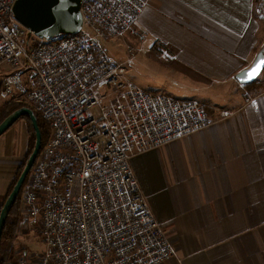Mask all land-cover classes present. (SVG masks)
<instances>
[{"label": "built area", "instance_id": "1", "mask_svg": "<svg viewBox=\"0 0 264 264\" xmlns=\"http://www.w3.org/2000/svg\"><path fill=\"white\" fill-rule=\"evenodd\" d=\"M147 1L80 0V28L47 38L16 19L15 0H0V100L31 108L48 129L18 220L43 248L19 264H161L175 255L131 159L216 120L196 98L127 79L136 46H125L123 62L109 55L106 41L144 40L135 24ZM257 4L264 14V0ZM152 46L167 53L160 41Z\"/></svg>", "mask_w": 264, "mask_h": 264}, {"label": "crops", "instance_id": "2", "mask_svg": "<svg viewBox=\"0 0 264 264\" xmlns=\"http://www.w3.org/2000/svg\"><path fill=\"white\" fill-rule=\"evenodd\" d=\"M135 27L144 40L128 35L104 43L113 46L115 60L123 62L125 46H136L132 61L145 58L153 75L144 87L196 98L216 120L131 159L175 248L161 264H264V71L247 84L235 79L264 50V19L255 1L148 0ZM155 41L167 53L154 50ZM223 110L230 115L218 119ZM30 143L24 119L0 135V208Z\"/></svg>", "mask_w": 264, "mask_h": 264}, {"label": "water", "instance_id": "3", "mask_svg": "<svg viewBox=\"0 0 264 264\" xmlns=\"http://www.w3.org/2000/svg\"><path fill=\"white\" fill-rule=\"evenodd\" d=\"M13 12L16 19L38 37L50 38L58 34L74 33L81 26L80 0H15ZM263 69L264 51L261 50L250 66L235 74V79L242 84L250 83ZM21 117H27L31 123L34 130V145L0 208V241L6 218L41 149V132L37 116L27 106L17 108L0 122V135Z\"/></svg>", "mask_w": 264, "mask_h": 264}, {"label": "rangeland", "instance_id": "4", "mask_svg": "<svg viewBox=\"0 0 264 264\" xmlns=\"http://www.w3.org/2000/svg\"><path fill=\"white\" fill-rule=\"evenodd\" d=\"M255 6H256L257 17L264 19V14L258 8V4H255ZM105 47H106L109 55L114 58L113 46H105ZM117 58L118 57L115 56L114 59H117ZM143 62L142 63L140 62V64H139L138 62H136L134 60L131 61V63H130L131 69L129 71L130 77L128 76V74H126L127 79L133 81L137 86H139L145 90L162 92V91L158 90L157 88L144 87V81H148L150 79H153V75H152L151 71H149V69L146 68L147 62H149V61H147L144 58ZM134 69H136L138 71L134 72ZM261 76L264 78V73H262ZM1 103H2V101L0 100V104ZM24 120L26 121V119H24ZM47 138H48V136L45 137V140H47ZM33 145H34V139L30 143L31 150L33 148ZM30 148H29V150H30ZM18 204L20 207V197H19V203ZM17 214H18V218H17V222H16V226H15L14 237L9 242L8 241L4 242L5 247L8 244L11 246V251H10L11 259H9L7 261L5 260L4 264H19V260H21L20 258L23 256V254L27 256V253H28V256H29V253L33 252L32 254L34 255L36 252L42 251V248H43V243L40 240V237L38 236L37 232H34V231L30 230L29 228H25V227L21 228L18 226V220L20 217V210H19V212H17ZM7 258H8V256H7ZM23 259H25L24 256H23Z\"/></svg>", "mask_w": 264, "mask_h": 264}, {"label": "trees", "instance_id": "5", "mask_svg": "<svg viewBox=\"0 0 264 264\" xmlns=\"http://www.w3.org/2000/svg\"><path fill=\"white\" fill-rule=\"evenodd\" d=\"M254 1H255V4H257V2H256L257 0H254ZM255 8H256V6H255ZM263 71H264V69H263ZM21 106H24V104L15 103V102H11V101H2V103L0 104V122L8 114H10L11 112H13L14 110H16L17 108H19ZM36 116H37V124H38V127H39L40 132H41V148H42V146L44 145V143L46 141L45 137L48 136V129H47L46 125L43 123L40 116H38L37 114H36ZM19 119H26V121L28 123L27 126H28V132L30 135V141H33L34 130L31 126L29 119L27 117H21ZM30 152H31V148L29 150V153ZM14 183H15V181H14ZM13 184H12V186H13ZM21 189H22V187H21ZM21 189H20V192H21ZM20 192H19V195L16 199V202L12 206V208H11L7 218H6V222H5V225H4L3 230H2V236H1V241H0V264H4L5 260L7 261V260L11 259V255H10L11 246L8 244L5 247L4 242H6V241L9 242L14 237L15 226H16V222H17V218H18L17 212H19V204L18 203H19ZM7 256H8V258H7Z\"/></svg>", "mask_w": 264, "mask_h": 264}, {"label": "snow or ice", "instance_id": "6", "mask_svg": "<svg viewBox=\"0 0 264 264\" xmlns=\"http://www.w3.org/2000/svg\"><path fill=\"white\" fill-rule=\"evenodd\" d=\"M255 71V70H254ZM249 78H251V77H249Z\"/></svg>", "mask_w": 264, "mask_h": 264}]
</instances>
